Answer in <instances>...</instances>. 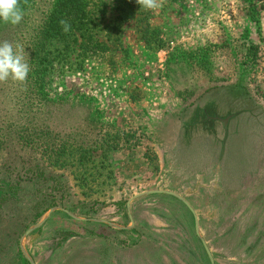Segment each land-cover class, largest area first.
Returning <instances> with one entry per match:
<instances>
[{"label": "rangeland", "instance_id": "rangeland-1", "mask_svg": "<svg viewBox=\"0 0 264 264\" xmlns=\"http://www.w3.org/2000/svg\"><path fill=\"white\" fill-rule=\"evenodd\" d=\"M118 1L18 0L22 20L0 22V42L48 65L41 102L0 81V178L19 189L0 201V264H211L201 237L216 264H264V0H131L133 13ZM220 88L239 120L201 132L219 109H197L178 144L166 126ZM109 129L114 147L49 164V140L87 146ZM152 190L187 199L200 235L181 200Z\"/></svg>", "mask_w": 264, "mask_h": 264}, {"label": "trees", "instance_id": "trees-1", "mask_svg": "<svg viewBox=\"0 0 264 264\" xmlns=\"http://www.w3.org/2000/svg\"><path fill=\"white\" fill-rule=\"evenodd\" d=\"M136 1V0H134ZM85 3H82V5H84ZM134 3H131V0H119L117 7L119 9H121L122 13L124 11H128L133 13L134 11H130L131 9L134 8ZM139 4L137 5L136 8H139ZM79 10L80 13H82L81 16V21H84L85 18V11L84 9L79 6ZM7 24V23H6ZM13 24L9 23V28L12 26ZM52 28L48 29V33H52ZM45 39L47 38V34L45 32ZM11 38V37H9ZM43 43H45V40L43 41ZM42 43V44H43ZM88 47V46H86ZM32 53L35 54V47L32 46ZM86 49V48H85ZM95 49V47L93 46V50ZM32 54V55H33ZM29 67H30V71L28 72L26 79L22 82H24L23 84V88L26 91L31 92L34 96H37L38 99L43 100L44 97L42 96V91L40 89L41 87V83L40 81H42V75H45L44 72H46V67H48V65L45 64V60H41V61H37L35 59H31L28 58L27 60ZM15 86H13L14 89ZM35 134H42L43 136H55L57 137L58 135H53L51 131L45 130L44 128L40 127V128H35ZM76 135V134H75ZM32 136V135H29ZM45 136V137H46ZM81 136V135H79ZM116 138H118L117 134H114L113 130H107L103 135L101 134L99 137L95 138L92 142H90L87 146L84 145L83 143H80L79 140H72L71 142H69L70 140H61L59 142H55L53 139L49 140L48 142H46V146L44 149V153L47 154L49 156V160H50V165H55V166H60L62 167V165L64 166L67 163L68 159H77L76 157H78L79 159L83 158L85 155L87 156L90 153H93L94 151L98 150V149H102L106 148L109 149V147H114L113 145H111L112 143H114L116 141ZM80 139V138H79ZM25 142H27V140H25ZM21 144V148H24L25 146ZM43 144L45 145V142H43ZM4 145V142H0V149L1 147ZM50 149L51 154L48 152ZM21 182V178L19 179V181L17 182L20 183ZM19 194V189L16 188L11 180V178H4L1 179L0 178V201L4 202V201H8V200H12L14 198H16ZM57 200L55 199H51L49 202V205L45 208L42 209V211L48 209L51 206L56 205ZM36 207V206H35ZM41 212H37V217H40ZM26 264H29V262H26Z\"/></svg>", "mask_w": 264, "mask_h": 264}, {"label": "clouds", "instance_id": "clouds-1", "mask_svg": "<svg viewBox=\"0 0 264 264\" xmlns=\"http://www.w3.org/2000/svg\"><path fill=\"white\" fill-rule=\"evenodd\" d=\"M145 9H155L159 6L158 0H136ZM23 11L19 7L18 0H0V22H7L13 25L18 24L23 18ZM64 30L69 25L61 21ZM30 71L26 60L25 52L19 45L13 46L8 41L0 42V81L11 79L13 81H24Z\"/></svg>", "mask_w": 264, "mask_h": 264}, {"label": "crops", "instance_id": "crops-1", "mask_svg": "<svg viewBox=\"0 0 264 264\" xmlns=\"http://www.w3.org/2000/svg\"><path fill=\"white\" fill-rule=\"evenodd\" d=\"M218 90H221V94L218 93ZM218 90L206 91L200 97L198 101H196L187 110H185L179 117H177V119L180 122L179 124L174 125V127H171V128L166 126L169 131L173 130L175 132V134L177 135L178 144H183L186 142L184 137H185V133L187 131L189 132L190 125L185 126L184 122L187 118L193 116L192 114L193 111L197 109L205 110L206 106L208 105L215 106L216 108L219 109L218 117H216L217 119H219V123L218 122H217L218 124L217 123L210 124V122L199 123L198 125H196V128L203 127L204 129L201 132L208 133V131L210 130L214 134L222 133L226 127H228L229 129V126H231L232 120H234L235 118L239 120L238 118L239 116H241V113H243L242 112L243 109L238 107V105L241 104L242 102L240 103V100L238 98H235L234 100L231 94L229 93L227 94V92H225L226 90H224V88H220ZM239 110H240V113H239ZM206 119L207 118L203 120H206ZM162 124H163V121H162ZM163 128H165L164 125H163ZM185 128H187L186 131H185ZM183 130L185 131V133L183 132Z\"/></svg>", "mask_w": 264, "mask_h": 264}, {"label": "water", "instance_id": "water-1", "mask_svg": "<svg viewBox=\"0 0 264 264\" xmlns=\"http://www.w3.org/2000/svg\"><path fill=\"white\" fill-rule=\"evenodd\" d=\"M153 192H154V193H165V194H169V195H172V196L178 198L179 200H181V201H182V202H183V203H184V204L190 209V211L192 212V214H193V216H194V218H195V228H196V232H197L198 235H200L199 219H198L197 212H196L195 208L192 206V204H191L187 199H185L183 196H181V195H179L178 193H176V192H174V191H171V190H152V191H150V193H153ZM140 195H141V194H140ZM138 196H139V195H136V196L132 197V198L128 201V203H127L128 208H129V216H130L132 222H133V217H132V214H131V212H130L131 202H132V200H133L134 198H136V197H138ZM56 209H57V207H52V208L49 210L47 216H49V215H50L54 210H56ZM60 209L64 210L65 212H67V213L70 214L71 216L76 217V216H75L74 214H72L69 210L64 209V208H60ZM47 216H45V217H44L40 222H38L36 225H34V226H32L31 228H29V229L26 231V234H29V233L32 232L35 228L41 226V225L44 223V221L46 220ZM76 218L79 219V217H76ZM201 240H202L203 246H204V248H205V250H206V252H207V254H208V256H209V259H210V261H211V264H216V262H215V258H214V255H213L212 250H211V248L209 247L208 243H207L206 240H205L204 238H202V237H201ZM27 258L29 259V261L31 262V264H35L34 261L32 260V258H31L28 254H27Z\"/></svg>", "mask_w": 264, "mask_h": 264}, {"label": "built area", "instance_id": "built-area-1", "mask_svg": "<svg viewBox=\"0 0 264 264\" xmlns=\"http://www.w3.org/2000/svg\"><path fill=\"white\" fill-rule=\"evenodd\" d=\"M162 65H163V64H162ZM145 74H146V75H148V74H149V72H146Z\"/></svg>", "mask_w": 264, "mask_h": 264}]
</instances>
